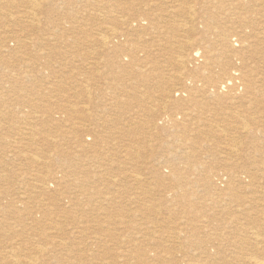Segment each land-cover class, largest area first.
<instances>
[{
	"label": "bare ground",
	"instance_id": "6f19581e",
	"mask_svg": "<svg viewBox=\"0 0 264 264\" xmlns=\"http://www.w3.org/2000/svg\"><path fill=\"white\" fill-rule=\"evenodd\" d=\"M52 1L54 2L55 0H52ZM106 1H107L106 3L98 4V0H78V3H79L78 5H77V1H75V0L72 1V4L75 7V9H70L71 11H70V13H68V16L72 17L75 20L76 25L78 26L76 29H78L80 31V33L82 34V35H80L81 37L79 40L68 43L66 40V36H65L66 32H67L66 28L65 29L61 28L60 30L59 29L55 30L56 28H59V27L57 25H54L53 26L54 31L52 30L51 33L47 32V34L42 39L41 38H32V37H29V38L24 37L27 40L22 42V44L24 47L42 46L44 44L46 46H51L52 43L58 42V40L63 39L64 40V43H63L64 46L73 47L75 49H77V47L87 48V47L93 46V45L96 46L97 48L98 47L110 48L112 50V52H111L112 57H114V59H116V61H111L110 63H109V61H106V67L108 66V72H109L110 76L113 77V76H117L118 74L120 75V73L122 74V72L126 71L125 69H127L128 75H130L132 79L136 80L137 83L139 81V83L142 84L141 86L144 89H142V88H140V89L143 91H147L145 89L149 88V87H146L147 86L146 80L148 77H150L151 73L154 74L153 75L154 79H156L157 77L158 78L161 77V79L162 78L164 79V81H163V80H160V78H159L160 81H163V83L161 82L164 85L162 87H161L160 83H158L159 80H158V82L155 80L156 82L154 83L155 85L157 84L156 85L157 88L160 89V87H161L158 95H160L162 100H163V103H162V101L159 103V104H161V103L163 104V106L161 105L163 107V108H161L162 111L161 110L158 111L159 106H157V110L151 109L154 113L157 114V118H158V115L160 114L159 115L160 118L158 119V123H159V125H161L160 126L161 130H163V133L165 134L166 137H170V139L169 138H165V139L162 138L161 144H159V147L161 149V154L159 155V157H161L165 161V163H163L164 167H159V170H161V172H162V173H160V172L159 173H160V176H162L163 173L168 174L167 177H169V180H170L169 181L170 183L168 182V183H166V185H162V186H164L163 189H164L165 193L161 194V196L159 197V200H162L166 203V206L164 209H165V212H169V215H172L175 217H181L185 221H186V219H189V222L184 227H179V226H177L175 224H171V223H166V224L162 225L161 222H158L151 227H149V226L142 227V224L139 226L123 227L122 230L131 235V236L128 235L127 237L124 236V240H123V239H120V237H117L118 236L117 234L119 232L116 234L117 235L116 237L112 236V235L111 236L104 235V236H101L100 238H98L97 235H94V233H93L94 231L92 232L93 235L89 234L88 226L87 227L81 226L82 229L77 230L78 234L76 236H71L72 233H71V235H68L67 233L64 232V230L60 229V231H59V229H58L59 227L58 228L55 227L56 224H54V222H52L53 220L50 219L51 218L50 217L48 219V221H51V223H49V225H50L52 231L55 230L56 231L55 233H57L58 235L56 234L57 235L56 237L55 236L51 237L49 234H48L49 236L44 234L45 227L49 226L48 222L44 223V220L46 219L44 216L46 214H44V216H41V215H36L35 212L39 211L41 209V208L40 209L37 208V207H40L37 204L40 202H43L42 196L46 197V195H47L46 192L48 191V187L55 185V184H52V185L46 184V182H49V180L52 179V176H54L55 173H53V171L49 172V173L44 172V173H42V175L43 174L44 175L41 176L40 175L41 171L39 172V169L41 170V169L48 168L47 165L45 164L47 162H48L47 164H50V166L53 167V164H51L53 160H51V159H52V156L54 153H52L50 156L48 155V153H49L48 150H50V142H48L49 145L46 143H44L42 146L40 145L41 147L35 145V144H37V142L31 144V142H34L33 138L35 136H37L38 134H41L42 136H44L42 134V131H39V130H43V129H40V127H39V130H38V128H36L37 123L38 122H44L48 125H54V127H56L55 129H57V127L59 128V126L62 123L68 122V125H70V129L72 131L70 130V132H68V130H67V132L68 133H73V132L79 133L82 131L81 128L83 126L81 124H83V123H73L70 121V119L76 118L80 121H86L85 119L87 116L81 115L82 117H80L79 113L77 114V112L80 109H78L76 111L75 106H73L72 108L67 107L66 105L57 106L55 108L57 110H55V112H51V111H49L50 108L48 107V106H50L49 101L43 100V99H40L38 101H33V103H31L30 101L23 103V101H20L18 98V99H16L15 103L11 104L8 100L9 97H8V95H6V92L8 91V93H11V92H18V91H26L27 90L28 86L25 84V82L27 84H30L26 80L28 78H33V77L29 76V73L31 70H34V68H35L34 67L35 65L33 63H30V64L24 66L23 68L19 69L20 73L18 75H20V77L8 75L7 74L8 72H6V73H2L3 77L5 76L6 80L3 81L0 79V157L2 158V156H5V153L8 152L9 148H12L16 145L19 146V144H16L14 141H12V140L8 141V140L13 139V136L17 135L16 133H18L19 130L17 131L15 129L16 125L18 123H19V125H20V123H22V124L24 123V127L25 128L27 127V129H28V133L26 131V132H23L22 135H24L26 137V139L29 141L28 142L26 140L27 143L24 141L26 144H24V146H23V149L27 150L26 151L27 153L25 152L28 155L27 156L28 158L26 160H29L28 163H26L27 161L24 162V163H26L25 166H28L27 167L28 169L24 167V169H25L24 172L29 171L31 173V174H29L30 176L28 177V178H30L31 181H29V180L22 181L23 180L22 179L21 182L17 181L16 183H17V187L23 188L22 191H24V189H25L27 192H30V193L33 192L35 196L38 194L42 195V196H38V198L41 201L35 203L36 205L34 204L35 205L34 207H32L31 209H30V207H29V209L26 208L25 211H26V215L28 216V221H29V223L27 225L24 226L20 222H18L17 225L16 224L14 225L13 223H12V225H7V226L5 225V227H7L9 229L8 231L12 232L11 234H13V236L11 237V235H10V237H9V236H5V235L0 234V264H264V185L261 187H256L258 184L257 183L256 186L254 185L255 186L254 187L252 184V181L250 180L254 176L251 177L247 173H244V175L240 174L241 176H238L237 174H235V175L234 174H228V175L224 174L225 176L223 175V177H217L215 179H212L211 182H210V180L207 183L205 182L209 186V189H210L209 194L212 195V196L208 197L210 200V203L206 204L207 200L204 198L205 195H204L203 199L202 198L198 199V197H197V195L199 194L197 191L198 188L194 189V187H193L194 182L191 183L190 180H188L186 182L185 187L181 186L179 184V182H178V179H179L178 178V176H179L178 171H179V166H180L179 164L180 163H177V164L173 163V161L179 162L180 159L184 160V161L185 160L196 161V160L203 158V157L209 158L212 155L215 156L216 154H218L215 152H211V150H207V149H206L207 151L206 150L204 151L203 148H205L204 147L205 145L202 144L200 142V140H198L195 137L202 136V134L207 135V137L208 136L212 137L213 133H214L213 132L214 129L212 130L210 128H212V123L214 124V120H217L216 118L219 115L218 111L219 110L221 111L222 109L227 108L226 106L230 105V102H232L235 99H239L240 103L245 102L241 106V107H243V109H242L243 113H247L249 110H254V112L260 113V115L256 116V117H254L251 114H248V116L246 115V118L244 119L243 115L239 111H236L234 109L233 113L229 112L227 116L230 115V117L232 119L238 120L239 126L242 127L241 129L245 130L247 134H251L250 136H253L252 140L255 143L254 151L257 152L262 158H264V141H263L264 140V118L262 117V115L264 114V110L260 112V109L261 110L264 109V0H170V3H165V1L167 2V0H159L158 1L159 3L156 5L151 4V3H153V0H146V1H152V2L151 3L147 2L146 4H144V7L142 9H140L141 7L138 8V6L140 4L139 1L137 2V3H139L138 6L135 3V1H137V0H106ZM42 4H43L42 0H17L16 4H9L8 7L9 8H12V7H14V8H20L21 7L22 8L23 7L24 8L23 12L21 14L16 12L15 17H14L15 12L13 13V15L11 13H8V14L6 13V14L8 17H10V16L14 17L11 19V22H13V24L15 26H18L20 24H26V27L28 29L32 30V29H35V24L38 23L37 17L39 16V12L41 10L40 7ZM46 4H48V2ZM60 7H62V6H60ZM135 8H138L140 10L136 14H134L135 12H133ZM195 9H197L196 12L194 11ZM44 14H45V11H44ZM4 17L6 18V15H4ZM118 17H121V19L123 17L125 19L124 20L122 19V21H121V19L120 18L118 19ZM98 20L99 21L107 20L108 23H107V25L105 24L106 26L105 25L102 26L101 23H99L100 24L99 26L101 27V30L104 31V29H105V30H108L109 32L107 31L108 32L107 34L103 33L102 36L99 35V38H96L98 36H95L94 34H96V33L99 34V32H95V30H94L95 33L93 32L94 34H92V31L90 30L91 31L90 35H89V33H86L89 30V28H88V30H86L87 29L86 28V26H87L86 22L90 21L91 23H93V22L98 23ZM194 21H196L195 24H193ZM186 23H188V25L190 24L189 27H186ZM57 24H59V23H57ZM97 27H96V29H97ZM28 32H32V31H28ZM104 32H106V31H104ZM92 35H94V36H92ZM76 36H78V34ZM88 36H92V37H88ZM71 41H72V39H71ZM4 42H5V39L0 37V44H4ZM123 48H129V49H133L135 51H132L129 54H124L123 53L124 51L120 50V49L123 50ZM152 49H156L154 51H156V53L160 56V59L162 56V58H163L162 61H164V59H166L165 61H168V62H166L168 64V66H166V67H174V69L177 70V73L173 70V72H175L176 75L173 72L168 73V71L171 72V70H172L170 68H168V70H166L167 68H165V71L161 72V69H158L160 67H155L151 71H148V72L146 71V73H144L143 71H140V68L134 69L135 68L134 66L136 65V63L143 61V59L142 60L138 59V56H137L138 53L139 54L141 53L140 55H142V57L145 60H148L147 58L150 56ZM175 49H178L177 51L180 52V53L178 52V55L176 57H175V54H170L171 50H173L172 52L174 53ZM106 51H108V50H106ZM1 52H3L2 53L3 55L1 54ZM7 53H8V51L5 49L0 50V55H1L0 60L2 63H6ZM153 54H155V53H153ZM169 54L174 55V57L170 56L167 58V56H169ZM8 56H9V54H8ZM122 57L128 58V64L127 65L125 63H124L125 65L122 64V61L120 60V59H122ZM156 57H157V55H156ZM37 59H39V57H37ZM34 63H36V62H34ZM159 63H161V62H159ZM44 65H45V63L42 64V66H44ZM151 65H152V63H151ZM151 65H150V67H151ZM136 67H137V65H136ZM36 68H37V66H36ZM145 68H146V66H145ZM158 70H160V71H158ZM2 71H5V70H2ZM153 71L154 72L157 71V73H154ZM162 73H164V75H161ZM62 75H63V73H62ZM158 75H161V76H158ZM261 76L263 77V81L260 80ZM81 78H83V77H81ZM121 78H122V76H121ZM118 80H120V78ZM105 81H106V79H105ZM149 82H151V80H149ZM33 83H34V81H33ZM154 84H151V85L153 86ZM158 84L160 85L159 87H158ZM128 85H130V84H128ZM135 85H136V83H135ZM131 86H133V85H131ZM137 88H139V86ZM156 89H154V90H156ZM122 90H124V89H122ZM125 90H129V89H125ZM133 90H130V91L133 92ZM115 91H117L116 88H115ZM127 93L128 92H126L125 94H127ZM12 94H14V93H12ZM38 94H40V93H38ZM143 94H145V93H143ZM158 95L156 97H158ZM196 95H198L201 98V100H196V98H195ZM27 96L28 95H26L25 98ZM34 96H35V94H34ZM80 96L82 98H84V97L89 98L88 97L89 95L88 96L79 95L78 98H80ZM12 97H13V95H12ZM127 97H129V96H127ZM130 97L132 98L133 96L130 95ZM142 97H143V95H142ZM61 98H62V96H61ZM68 98H69V96H68ZM124 98H126V97H124ZM136 98H132V99H136ZM145 98H147V97H145ZM115 99H113V100H115ZM48 100H50V98ZM67 100H69V99H67ZM86 100H87V103L90 102V99H83V100H81L82 103L81 102L80 103L83 105V107L88 108V104L83 103V101L86 102ZM142 100H144V99H142ZM158 100L160 101V99H158ZM98 101H100V100H98ZM149 102H150V100H149ZM158 102H154V103L157 104ZM118 103H119V101H118ZM18 104H21L23 109L27 108L29 113L42 110L41 107H42V104H44L45 106L48 107V109L46 108V110H47L46 114L47 115L45 116V114H44V116L42 118L39 117L40 121H38L37 123L31 122L33 119H31V121H29L31 123H27V120L29 118L27 115L22 114V115L18 116L19 113H16L17 111L14 112V108ZM146 104H149V103H146ZM117 105L118 104L117 103L115 104V102L112 105L109 104L108 105L109 107L107 110H109V112L110 111L115 112L114 108ZM152 105H151V107H152ZM122 107H125V106H122ZM121 109L122 108H120V110ZM137 109H138V106H137ZM43 110H44V108H43ZM129 110H130V108H129ZM145 110H141V111L145 112ZM151 110H149V111H151ZM229 110H230V108L227 109V111H229ZM20 111H18V112H20ZM80 112H82V111H80ZM86 112H87V110H86ZM111 112H110V114H111ZM127 112H126V114H127ZM63 113H67V115H68V116L66 115L67 118H66V116H64L65 118H63L61 116V114H63ZM130 113H132V112H130ZM204 113L209 115L208 117L211 119H208V118L202 119L201 116H203ZM220 113L224 114L225 112L221 111ZM34 114L36 115V113H33V115ZM70 114H72L71 117H69ZM94 114H96V113H94ZM103 114H105V113H103ZM114 114H116V112ZM114 114H112V115H114ZM122 114H124V113H122ZM41 115H43V114H41ZM55 115L57 116V118L59 120H62V118H63V121L60 122V121L56 120L55 119L56 117H54ZM139 115H140V113H139ZM147 115H149V114H147ZM100 116H101V114H100ZM105 116H106V114H105ZM154 116H152V117H154ZM108 117H109V115H108ZM115 117H117V114ZM124 117H125V114H124ZM127 117H125V118H127ZM138 117L139 116H137V118ZM13 118L16 119V122H13L12 125L10 123V125H9L8 123L12 122ZM258 118H260V119H258ZM261 118L263 120H261ZM98 119H100V118H97L95 120L98 121ZM105 119H107V118H105ZM147 119H149V118L147 117L146 120ZM116 120L118 121V119H116ZM142 120L144 121L145 119L142 118ZM100 121H102V120L100 119ZM110 121L113 122V120H110ZM121 121H122V118L118 123L116 121L115 122L117 124H119ZM129 121L130 120H128V122ZM151 121L152 120H150V122ZM223 121H224V119H223ZM230 121H232V120H230ZM248 121L250 124H252L254 126L253 128H249V125L247 124ZM92 122H93V120H92ZM135 122H137V120L134 121L133 123L135 124ZM138 122H140V121H138ZM126 123H127V121H126ZM231 123H233V122H231ZM46 124H44V125H46ZM85 124H86V122H85ZM140 124H141V122H140ZM99 125H100V122H99ZM102 125H104V127L106 129H108L109 123L104 121V123ZM112 125H114V124L112 123ZM124 125H127V124H124ZM138 125H139V123H138ZM231 125H234V123ZM231 125H227V126H231ZM121 126L122 125H119V127H121ZM151 126H153V128H154L155 125L153 124ZM151 126H150V128H151ZM218 126H220V125H218ZM66 127H68V126H66ZM113 127L112 128L109 127V128L113 129ZM116 127L117 126H115L114 128H116ZM140 127H142V125ZM148 127H149V125H148ZM236 127H237V125L235 126V128ZM8 128L10 129V131ZM47 128H46V130H47ZM139 128L134 127V126L132 128V126H131L130 128H128L127 130H125L123 132L126 133L127 136L130 135V136L134 137L135 136L134 130H138ZM224 128L225 127H223V129ZM233 128H231V129H233ZM120 129H118V130H120ZM50 130H51V128H50ZM22 131H23V129H22ZM43 131H45V130H43ZM101 131H102V128H101ZM104 131L107 132L106 130H104ZM226 131H228V130H226ZM235 131L237 132V130H235ZM120 132L117 133L116 131H114V133H111V134L108 133V135L117 137V136H120ZM236 132H235V135L237 134ZM49 133L50 132L48 131V134ZM124 133H122V134H124ZM256 133L261 134L262 139H258L256 136ZM46 134H47V131H46ZM73 134H72V136H73ZM122 134H121V136H122ZM214 134L218 135V133H216V132ZM220 134H222V133H220ZM231 134H233V133H231ZM99 135H100V133H99ZM224 135H222L223 136L222 139L224 138ZM124 136H125V134H124ZM236 136H238V135H236ZM20 137H21V133H20ZM25 137H23L22 139H25ZM47 137H49V136H47ZM233 137L235 138L234 135H233ZM242 137H243V135H242ZM19 138H17V139L19 140ZM38 138H39V136H38ZM45 138H41V139H43L44 142H47V140H45ZM122 138H123V136H122ZM200 138H202V137H200ZM41 139H37V141L39 140V142H41ZM108 139L111 140V137L109 136L107 138V140L105 138V141L107 142ZM118 139L120 140V137ZM203 139H204V137H203ZM210 139H212V138H210ZM67 140H69V139H67ZM100 140H101V138H100ZM113 140H114V138H113ZM113 140H112V142H113ZM115 140L118 141L117 138H115ZM204 140H206V138ZM207 140H206V142H207ZM21 141H23V140H21ZM116 141L114 143L115 145H116ZM213 141H215V139H213ZM222 141H224V140H222ZM235 141H237V139ZM238 141H240V140H238ZM112 142H110V143L112 144ZM106 144H108V143H106ZM234 144L235 143L233 142V140L230 139L228 141V145L225 144L226 147L225 146L224 147H225V149L227 148V149L231 150L232 148H230V147H232ZM45 145L47 147H45ZM76 145L79 147L80 151H83V153H85L84 151H88V149L91 148L90 145L87 143H84V141L78 140V143ZM108 145H110V144H108ZM115 145H113V146H115ZM125 145L126 144H124V146ZM127 145L128 146L123 147V148H125L124 150H123V148H121L123 153H124L122 155L123 156L122 158H124L125 160L128 159V161H129V157H131L130 155L134 156L136 148L138 149V146L139 145L142 146V144L140 143L136 148H134L135 146L130 148L129 147L130 144H127ZM43 146L46 149H42ZM54 146H56V145H54ZM113 146H112V149H113ZM218 146H220V145H218ZM247 146H248V144H247ZM116 147L117 146H115V148ZM16 148L20 149L19 147H15L13 149H16ZM51 148H53V147H51ZM68 148H70V146ZM250 148L251 147H249V149ZM109 149H111V148H109ZM117 149H118V147H117ZM105 150H107V148H105ZM138 150L140 151L141 149H138ZM109 151L112 152V150H109ZM219 151H221V150H219ZM247 151H245V152H247ZM19 152L21 153V150L17 151L16 153L18 154ZM76 152H78V151H76ZM113 152H114V150H113ZM16 153L15 154L12 153V154L17 156ZM114 153H112V154L115 156ZM157 153H158V151H157ZM225 153H226V151H225ZM64 154H65V150L56 152V158H55L56 160H60L61 157L65 156V158H64L65 161L63 163L65 165V167L63 169L62 168L58 169V173L63 172L62 175L65 177V176H68V172H69V175H70L69 177L72 176V178L73 177L78 178L77 179L78 182L76 183V187L73 186L74 187L73 190L78 189L76 192L77 195H81V196L86 195L85 198L89 199V200L92 197V195H89V194L96 192L95 191L96 188H94L93 185H92L93 188L89 186L90 183H93L92 179L93 180H100V178H101L103 180V178H105L104 176L107 175L108 173L115 172L114 174H116V171H113V170L116 169L117 171H119V169H121L119 167L120 165L118 164V162H117L118 165L115 164L114 167H112L111 165L113 164V162L111 161L112 164L109 163L110 165L109 164L108 165H99L101 167V169L100 168L99 169L103 173L96 171V172H94L93 176L89 177V171L90 170L89 171L86 170V171H88V173L86 172L84 175L85 169L82 168V166H86V164L82 165L83 164L82 162H79V163H74L73 161L70 162L69 160H67L68 158H66V156L68 157V155H66L67 152L65 155ZM86 154H89V153H86ZM112 154H111V156H112ZM116 154H117V152H116ZM118 154L120 155L119 152H118ZM136 154H137V150H136ZM136 154H135V156H136ZM140 154L138 153V155H140ZM226 154H228V153H226ZM229 154H230V151H229ZM236 154H237V152H236ZM97 155H99V154H97ZM106 155H109V154H106ZM230 155H232V154H230ZM250 155H252V154H250ZM12 156H11V158H12ZM219 156H220V154H219ZM45 157L50 158L49 159L50 161L45 162L47 160V159H45ZM139 157H141V156H139ZM244 157H245V155H244ZM11 158H9V160ZM72 158H73V156H72ZM100 158H101V156H100ZM230 158L231 157H229V159ZM119 159H121V158H119ZM70 160H72V159H70ZM95 160L96 159H94V161ZM132 160H134V159H132ZM0 161H2V160H0ZM79 161H81V159ZM87 161H88V159H87ZM128 161H126V162H128ZM7 162H8V160H7ZM10 162H13V160ZM101 162H103V161L101 160ZM225 162H226V160H225ZM14 163H16V162H14ZM72 163L74 165L78 164L80 166L81 170L79 172H77L74 169L76 166L72 167ZM104 163L107 164L108 162L107 163L103 162V164ZM20 164L21 163H19V165ZM133 164H135V163L133 162ZM249 164H251V163H249ZM262 164H263V162H262ZM262 164H261V166H262ZM2 165H4V163H2ZM30 165H33V166L30 167ZM93 165L94 166L97 165V166L94 167V170H92V171H95V168L97 170L98 169L97 162H96V164L93 163ZM121 165L123 166L124 163H122ZM126 165L128 166L129 164H125L124 167H127ZM230 165H228V166H230ZM214 166H216V165L214 164ZM8 167H9V165H8ZM15 167H13L12 169L14 170ZM32 167H34V168H32ZM118 167H119V169H117ZM244 167H245V165H244ZM130 168H128V169H130ZM135 168H137V167H135ZM154 168H156V167H154ZM192 168H193V166H189V171H191ZM66 169H67V171H65ZM87 169H89V168H87ZM128 169H126V170H128ZM250 169L252 171V168H250ZM2 170L4 171V169H2ZM6 171H7V169H6ZM42 171H45V170H42ZM47 171L48 170L46 169V172ZM55 171H57V170H55ZM129 171H131V170H129ZM262 171L263 170H261V172ZM7 172H9V171H7ZM124 172H126V171H124ZM154 172H156V170H154ZM253 172H255V171H253ZM48 175H50L51 178H49ZM98 175L101 176L99 179H98ZM17 177H18V175H17ZM17 177H15V178H17ZM31 177L33 178V181H32ZM112 177H113V175H112ZM4 178L0 174V183H2V182L7 183L8 182L7 180H10V179H8L7 176L6 177L4 176ZM61 178H62V176H61ZM124 178L125 177H123V179ZM153 178H155V177H153ZM68 179H70V178H68ZM110 179H112V178L110 177ZM106 180H108V179H106ZM255 180H257V179H255ZM52 181H54V179ZM57 181H58V179H57ZM259 181H260V179H259ZM118 182L119 181H117V183ZM198 182H199V180H198ZM253 182H255V181L253 180ZM6 183H4V184L6 185ZM124 183H126V181ZM7 184H12V182L11 183L9 182ZM60 184H61V182H60ZM135 184H136V182H135ZM120 185L118 184V186H120ZM137 185H140V184L137 183ZM137 185L133 187V183H132L133 189L136 188ZM94 186H96V185H94ZM139 187H141V186H139ZM19 188H17V189H19ZM53 188H54V192H56L57 194H56V196L54 195L55 198H53L52 196H49L50 198H53L50 200H49V197H46V198H48L46 206L51 205L52 207L54 206V209H55V206L60 205L59 201L66 203L68 206V203L70 204V202L67 203L65 201V199H66L65 194H66V190L68 188L67 187H59V186H56ZM116 188H118V187L116 186ZM146 188H147V186L145 187V189L144 188L143 189L147 191ZM110 189H111V187H110ZM151 189H153V188H151ZM202 189H203V187H202ZM114 190H116V189L114 188ZM180 190L182 191L183 194L188 193V195H189L188 199L187 198L185 199L182 195L177 194L180 192ZM3 191H4V189H3ZM138 191H142V188H141V190H138ZM17 192H18V190H17ZM17 192H15V193H17ZM27 192H26V195H28ZM36 192H38V193L36 194ZM76 193H75V195H76ZM82 193L84 195H82ZM24 194H25V192H24ZM200 194H201V192H200ZM11 195H13V194H11ZM17 195L18 194H16V196ZM19 195H21V194H19ZM30 195H28V198L29 197L31 198ZM148 195H149V193H148ZM35 196L33 199H35ZM1 197H2V195H1ZM10 198H12V197H10ZM38 198H36L35 200L37 201ZM78 198H79V196H76L73 199H78ZM26 200H27V197H26ZM137 200H139V198H137ZM199 200H201V201H199ZM82 201L83 200H81L79 203H81ZM63 203H61V204H63ZM136 203H134V204H136ZM138 203L140 204V201ZM138 203H137V205H139ZM25 204H26V202H25ZM84 204L85 203L83 201V205ZM90 204L92 205L93 203H90ZM182 204H184V205L182 206ZM27 205L30 206L32 204H26V206ZM70 205H72V204H70ZM118 205H120V204L118 203ZM154 205H155L154 203H148L147 207H144V208L148 211H151V210H153V208H157ZM11 207H12L11 202H9V204H7V205H4L2 202V198H0V214H2L3 211H5V209H7V211H8ZM64 207H66V205ZM207 208L213 210L215 212L214 216L218 215L219 219L216 220L215 217L212 216L213 217L212 218L211 216L206 215L205 209H207ZM41 211L45 212V210H42V209H41ZM70 212H71V210H70ZM6 217H7V215H6ZM38 218H40V219H38ZM198 218H201L202 225H197V223L192 222L194 220H197ZM61 220H59V221H61ZM79 225H80V223H79ZM36 226H42V227H40L41 228L40 229ZM74 226H76V225H74ZM74 226H72V227L75 229L76 227H74ZM18 227H21V229L16 232L15 229ZM63 228H65V227L63 226ZM37 230H41V231L38 233ZM47 230H50V229H47ZM73 231H75V230H73ZM215 231L220 232V238H222L224 240L223 242H220V243L214 242L216 240L214 238L216 235ZM115 232H116V230H115ZM53 235H55V234H53ZM180 236H182L181 239H180ZM128 237H131V238L126 239ZM165 243L171 244V247L162 246ZM144 245H149V247L144 246ZM184 245L186 247H190L191 251L184 252L185 251V250L183 251ZM190 245H194V246H192L194 248H192ZM163 248H166L168 250L164 252L162 250ZM226 249L229 250L230 252L225 253ZM179 251H182V252H180V253H182V254H180L181 255L179 258L180 260H178V259L174 260L175 256L169 257V255H174L171 253H175V252L179 253Z\"/></svg>",
	"mask_w": 264,
	"mask_h": 264
},
{
	"label": "rangeland",
	"instance_id": "374dc122",
	"mask_svg": "<svg viewBox=\"0 0 264 264\" xmlns=\"http://www.w3.org/2000/svg\"><path fill=\"white\" fill-rule=\"evenodd\" d=\"M43 1V4L41 5V10L39 12V16L37 17L38 19V23L35 24V29H28L26 27V24H20L18 26H15L13 24V22H11V19L15 17V14L16 12L18 13H22L23 12V7L21 8H9L8 5L9 4H16L17 0H0V37L5 39V42L4 44H0V50H7L8 53H7V57H6V63H2L1 60H0V79L5 81L6 78L5 76L3 77V74L2 73H6L8 72L7 74L8 75H11V76H16V77H20V75H18L20 72H19V69L23 68L24 66L30 64V63H33L35 66L34 70H31L30 73H29V76L33 77V78H28L26 81L29 82L30 84H27L25 82V84L28 86L27 90L26 91H18V92H11V93H8V91L6 92V95H8L9 97V102L11 104L15 103L16 102V99L19 98L20 101H23L24 102H28L30 101L31 103H33V101H38L40 99H43V100H47L49 101V105L48 106L50 108L49 111L51 112H55V109L57 106H62V105H66L67 107H70L72 108L73 106H75L76 108V111L78 109H80L77 114L79 113V116L82 117L84 115H86V121H80L76 118L74 119H70L71 122L73 123H83L81 124L83 127L81 128L82 131L79 132V133H76V132H73V133H68L70 132V125H68V122L66 123H62L59 128L57 127V129H55L56 127H54V125H48L44 122H38L40 121L39 119L42 118L45 114V116L47 115V110L46 108L48 109L47 106H45L44 104H42V107L40 111H35V112H32V113H29L28 109L27 108H22L21 104H18L15 108H14V112L16 113H19L18 116L22 115V114H25L27 115L29 118L27 120V123H31V122H35L37 123V127L38 130H39V127L40 129H43V130H39V131H42V134L44 136H42L41 134H38L37 136H35L33 138V141L34 142H31L32 143H36L35 144L36 146H39L41 147L44 143L48 144V142H50V150L48 155L50 156L52 153L53 156H52V163L53 164V167L50 166V164H47L48 162L47 161H50L49 159L50 158H47L45 157V159H47L45 162L47 167L48 168H45V169H39V172H40V175H42V173H49V172H52L55 173L54 176H52V179L49 180V182H46V184L48 185H52V184H55L53 186H50L48 187V191L46 192L47 195L46 197H49V196H52L53 198L54 195L56 196V192H54V188L53 187H56V186H59V187H67L68 189L66 190V199L65 201L68 203L70 202V205L68 203V206L66 203H63L62 201H59L60 202V205H57L55 206V209H54V206L52 207L51 205H47V199L45 196H42V195H34L33 192H27L25 189L24 191L23 188H19L17 187V181L21 182L22 181H25V180H30V178H28L31 174L29 171H25L24 172V167L27 168L28 166H25L26 163H28L29 160H26L28 157V155L26 154L27 150L23 149V146L24 144L27 143V139L24 135H22L23 132H26L28 133V129L27 127L25 128L24 127V123H19L16 125L15 129L18 131V133H16L17 135H14L13 136V139H10L8 141H14L16 144H19L12 147V148H9L8 152L5 153V156H2V158L0 157V174L3 176L8 177V179L10 180H7L8 182L7 183H11L12 184H7L6 182H2L0 183V198H2V202L4 205H7L9 204V202L12 203V207L7 211V209H5V211H3V215L0 214V234L2 235H5V236H9L11 235V237L13 236V234H11L12 232H9L8 228L5 227V225H12V223L15 225H17L18 222H20L22 225H27L29 223L28 221V216L26 215V208L30 209L32 207H34L37 203V202H40L41 200L38 198V196H42L43 197V202H40L38 203L37 205H39L40 207H37L38 209H42V210H45L44 211H41V209L39 211H36L35 214L36 215H41V216H44V214H46L44 217L46 218L44 220V223L45 222H48V225L49 223H51V221H48V219H52L54 222L55 227L61 230H64L65 233H67L68 235H72L71 236H76L78 233H77V230L79 229H82L81 226H85L89 228L88 232L89 234H92V232L94 233V235H97L98 238H100L101 236H104V235H109V236H117V237H120V239H123L124 240V236L127 237L128 235L131 236L129 233L127 232H124L122 230L123 227H128V226H139L142 224V227H145V226H153L155 225L156 223L158 222H161L162 225L166 224V223H171V224H175L179 227H184L188 222H189V219H186V221L184 219H182L181 217H175V216H172V215H169V212H165V206H166V203L162 200H159V197L161 196V194H164V186L162 185H166V183H168L170 180H169V177L168 174L166 173H163L162 176H160V173L161 170H159V167H164L163 163H165L164 159H162L161 157H159V155L161 154V149L159 147V144H161V141H162V138L165 139V138H169L170 137H166L165 134L163 133V130H161V125H159L158 123V119L160 118V114L158 115V118H157V114L154 113L152 110H157V106H163V100L161 98L159 94V91L161 89L162 86H164L162 83L164 81V79L161 77L160 80H163V81H160L159 78L157 77L156 79H154V74L151 73L150 74V77L147 78L146 80V84L147 86L146 87H149L148 89L146 88L145 90L147 91H143L141 90L140 88L144 89L139 83H137L136 80L132 79L130 75H128V70L125 69L126 71L122 72V74L120 73V75L118 74L117 76H110L109 72H108V66L106 67V61H109V63L111 61H116V59H114V57H112V50L110 48H101V47H96V46H89L87 48H81V47H77V49L73 48V47H68V46H64V40L63 39H60L58 40V42H54L51 44V46H46L45 44L42 45V46H29V47H24L22 42L26 41L27 39L24 38V37H32V38H43L47 32L48 33H51L52 30L54 31L53 29V26L54 25H57L59 28H56L55 30H60L61 28H66V40L68 43L70 42H74L76 40H79L80 39V35H82L80 33V31L78 29H76L78 26L76 25V22L75 20L68 16V13H70V9H75V7L73 6L72 4V1L74 0H55L54 2L51 0H42ZM77 1V5L79 4L78 3V0H75ZM140 2L137 3V2ZM159 0H153V3H151L152 1H146V0H137L135 1V3L139 4L138 8L142 9L144 7V4H146L147 2L153 4V5H156L158 4ZM48 2V4L46 3ZM100 2V3H99ZM107 1L106 0H98V4H103V3H106ZM155 2V3H154ZM63 3V4H62ZM165 3H170V0L167 2L165 1ZM3 5V6H2ZM47 5V6H46ZM62 6V7H60ZM70 7V8H69ZM4 8V9H3ZM44 8V9H43ZM138 8H135L133 12H135L134 14H136L137 12H139L140 10ZM136 10V11H135ZM4 11V12H3ZM44 11H45V14H44ZM195 12L197 11V9L194 10ZM3 12V13H2ZM15 12V13H14ZM56 12V13H55ZM91 12V11H90ZM132 12V13H133ZM2 13V14H1ZM8 13H11L13 15L14 13V17L10 16L8 17L7 14ZM4 15H6V18L4 17ZM122 15V14H121ZM3 17V18H2ZM124 17V16H123ZM122 19L124 20L125 18ZM10 18V19H9ZM67 18V19H66ZM121 19V17H118V19ZM4 21H3V20ZM121 19V21H122ZM6 22V23H5ZM79 22V21H78ZM196 21L193 22V24H195ZM59 23V24H57ZM87 26H86V30H89L86 32V33H89V35L91 34V31H92V34H94L95 32H99L94 34L95 36H98L96 38H99V35H103L104 34H107L109 31L108 30H105L106 32H104L103 30H101V27L99 26L101 23V25H107V20H101L99 21L98 20V23L97 22H93L91 23L90 21H87ZM103 23V24H102ZM6 24V25H5ZM15 26H13V25ZM98 24V25H97ZM75 25V26H74ZM105 25V26H106ZM190 25V24H189ZM188 23H186V27H189ZM62 26V27H61ZM64 26V27H63ZM98 26V27H97ZM8 29H6V28ZM97 27V29H96ZM5 28V29H4ZM41 29V30H40ZM2 30V31H1ZM6 30V31H5ZM91 30V31H90ZM95 30V32H94ZM100 30V31H99ZM28 31H32V32H28ZM108 31V32H107ZM5 32V33H4ZM94 32V33H93ZM102 32V33H101ZM78 34V36H76ZM88 35V34H87ZM92 35V36H94ZM68 36V37H67ZM92 36H88V37H92ZM76 37V38H75ZM95 38V37H94ZM101 38V37H100ZM72 39V41H71ZM56 44V45H55ZM16 45V46H15ZM100 49V50H99ZM108 50V51H106ZM121 51H124L123 53L124 54H129L131 53L132 51H135L133 49H129V48H123L120 49ZM156 49H152L151 50V54L150 56L147 58L148 60H145L142 55H140L138 53V59L139 60H142L143 61H140L138 63H136V65L134 66L135 68L134 69H137V68H140V71H143L144 73H146V71H151L153 68L155 67H160L158 69H161V72H164L165 71V68H167L166 70H168V68L172 69L171 72L168 71V73H172L173 70L177 73V70L174 69V67H166L168 66V64L166 62L168 61H165L166 59L163 60L162 56H161V59H160V56L156 53V51H154ZM178 49H175L174 50V53L172 52L173 50H171L170 54H175V57L178 55V52L177 51ZM3 52H1L2 54ZM155 53V54H153ZM180 53V52H179ZM9 54V56H8ZM167 56L170 57H174V55H170ZM3 55V54H2ZM159 58H157L156 57ZM1 56V55H0ZM37 57H39V59H37ZM142 57V58H141ZM41 58V59H40ZM171 59V58H170ZM46 60V61H45ZM49 60V61H48ZM122 61V64H128V58H124L122 57V59H120ZM161 60V61H160ZM52 61V62H51ZM156 61V62H155ZM161 63H159V62ZM36 62V63H34ZM51 62V63H50ZM163 62V63H162ZM45 63L44 66H42V64ZM152 63V65H151ZM124 64V65H125ZM157 66H156V65ZM139 65V66H138ZM148 65V66H147ZM151 65V67H150ZM37 66V68H36ZM141 66V67H140ZM146 66V68H145ZM82 68V69H81ZM84 68V69H83ZM151 68V69H150ZM5 70V71H2V70ZM89 69V70H88ZM61 70V71H60ZM59 71V72H58ZM160 71V70H158ZM18 72V73H17ZM154 72V71H153ZM173 72L175 75L176 73ZM63 73V75H62ZM104 73V74H103ZM154 73H157V71H155ZM39 74V75H38ZM54 74V75H53ZM127 74V75H126ZM105 75V76H104ZM161 75H164V73H162ZM161 75H158V76H161ZM172 75V74H171ZM54 76V77H53ZM120 76V77H119ZM122 76V78H121ZM125 76V77H124ZM157 76V75H156ZM83 77V78H81ZM124 77V78H123ZM35 78V79H34ZM120 78V80H118ZM153 78V79H152ZM41 79V80H40ZM106 79V81H105ZM125 79V80H124ZM132 79V80H131ZM47 80V81H46ZM118 80V81H117ZM149 80H151V82H149ZM160 83L161 87L160 89L157 88V84L155 85L154 83L156 81ZM260 80L263 81V77L261 76L260 77ZM34 81V83H33ZM83 81V82H82ZM117 81V82H116ZM121 81V82H120ZM129 81V82H128ZM77 82V83H76ZM80 82V83H79ZM82 82V83H81ZM134 82V83H133ZM148 82V83H147ZM162 82V83H161ZM116 83V84H115ZM119 83V84H118ZM136 83V85H135ZM130 84V85H128ZM140 84V85H139ZM151 84H154L153 86ZM123 85V86H122ZM133 85V86H131ZM158 84V87L160 86ZM120 86V87H119ZM128 86V87H127ZM136 86V87H135ZM139 86V88H137ZM36 87V88H35ZM157 89H156V88ZM34 88V89H33ZM115 88L117 91H115ZM137 88V89H136ZM58 89V90H57ZM124 89V90H122ZM125 89H129V90H125ZM134 89V90H133ZM156 89V90H154ZM130 90H133L130 91ZM138 90V91H137ZM151 90V91H150ZM6 91V90H5ZM26 92V93H25ZM119 92V93H118ZM121 92V93H120ZM126 92H128L127 94H125ZM135 92V93H134ZM158 92V93H157ZM14 93V94H12ZM24 93V94H23ZM40 93V94H38ZM116 93V94H115ZM140 93V94H139ZM145 93V94H143ZM157 93V94H156ZM35 94V96H34ZM45 94V95H44ZM138 94V95H137ZM13 95V97H12ZM28 95L26 98L25 96ZM44 95V96H43ZM79 95H85V96H88L89 98H82L80 96V98H78ZM131 96H133L132 98H136V99H132ZM143 95V97H142ZM145 95V96H144ZM148 95V96H147ZM152 95V96H151ZM155 95V96H154ZM158 95V97H156ZM15 96V97H14ZM17 96V97H16ZM62 96V98H61ZM69 96V98H68ZM97 96V97H96ZM105 98H104V97ZM120 96V97H119ZM129 96V97H127ZM47 97V98H46ZM53 97V98H52ZM126 97V98H124ZM147 97V98H145ZM156 97V98H155ZM50 98V100H48ZM52 98V99H51ZM59 98V99H58ZM111 98V99H110ZM116 98V99H115ZM128 98V99H127ZM130 98V99H129ZM139 98V99H138ZM150 98V99H149ZM160 99V101L158 99ZM196 100H201V98L196 95ZM25 99V100H24ZM29 99V100H28ZM69 99V100H67ZM80 99V100H79ZM83 99H90V102L87 103V100L86 102L83 101V103H86L88 104V108H85L83 107V105L81 104ZM106 101H105V100ZM115 99V100H113ZM144 99V100H142ZM154 99V100H153ZM93 100V101H92ZM100 100V101H98ZM133 100V101H132ZM147 100V101H146ZM150 100V102H149ZM157 100V101H156ZM97 101V102H96ZM108 101V102H107ZM119 101V103H118ZM125 101V102H124ZM132 101V102H131ZM144 101V102H143ZM158 102L157 104L154 103V102ZM162 101L161 104H159L160 102ZM60 102V103H59ZM64 102V103H63ZM81 102V103H80ZM96 102V103H95ZM115 102V104L117 103L118 105L114 108L116 114H117V117L116 114H114L115 112H109L108 109V105H112L113 103ZM129 102V103H128ZM66 103V104H65ZM142 105H141V104ZM146 103H149V104H146ZM155 106H153L152 104ZM233 103V104H232ZM245 103V102H242L240 103L239 102V99H235L233 100L232 102H230V105L226 106L227 108H224L222 109L221 111L222 112H225L224 114L220 113L221 111L219 110L218 111V116H217V120H214V124L212 123V128L210 129H214V133H218V135H215L213 133V136H208L207 135H203L202 136H197L195 138H197L198 140H200V142L202 144H204L205 148H203V150L205 151L206 149L207 150H211V152H215V153H218L216 154L215 156H211V157H203V158H200L196 161H188V160H181L178 162H174L173 163H180L179 165V171H178V182L181 186H186V182L188 180H190L191 183L194 182L193 184V187L194 189H197L198 191V199L199 198H202L204 197L205 195V199L207 200L206 201V204H209L210 203V200H209V196H212L211 194H209V186L206 184L209 180L210 182L212 181V179H215L217 177H223V175H228V174H237L238 176H241L240 174H243L244 173H247L248 175H250L251 178L250 180L252 181V184L253 186L257 184L256 187H261L263 186L264 184V158H262L257 152L254 151V141L252 140L253 139V136H250L251 134H247L245 130L241 129L242 127L239 126V122L238 120L236 119H232L228 115L229 112H232L234 111V109L236 111H239L242 115H243V118L245 119L246 118V115L248 116V114H251L253 115L254 117L256 116H259L260 113L258 112H254V110H249L247 113H243L242 109L243 107L242 104ZM139 104V105H138ZM248 104V103H247ZM94 105V106H93ZM130 107H129V106ZM138 106V109H137V106ZM154 108H152L151 107ZM235 105V106H234ZM55 106V107H54ZM92 106V107H91ZM97 106V107H96ZM122 106H125V107H122ZM135 106V107H134ZM148 106V107H147ZM158 107V111L162 109L163 107ZM18 107V108H17ZM106 107V108H105ZM133 107V108H132ZM141 109H140V108ZM44 108V110H43ZM117 108V109H116ZM119 108V109H118ZM120 108H122L120 110ZM130 108V110H129ZM144 108V109H143ZM148 108V109H147ZM230 108L229 111H227V109ZM82 109V110H81ZM126 109V110H125ZM135 109V110H134ZM146 109V110H145ZM152 109V110H151ZM21 110V111H20ZM87 110V112H86ZM106 110V111H105ZM120 112H119V111ZM141 110H145V112H142ZM151 110V111H149ZM264 109H260V112L263 111ZM20 111V112H18ZM82 111V112H80ZM123 111V112H122ZM127 114H126V112ZM28 112V113H27ZM44 112V113H43ZM125 114V118L124 117V114ZM132 112V113H130ZM151 114H150V113ZM33 113H36V115ZM81 113V114H80ZM83 113V114H82ZM89 113V114H88ZM96 113V114H94ZM105 113V114H103ZM140 113V115H139ZM149 115H147V114ZM33 116H32V115ZM38 114V115H37ZM40 114V115H39ZM43 114V115H41ZM101 114V116H100ZM114 114V115H112ZM121 114V115H120ZM143 114V115H142ZM214 114V113H213ZM67 113H63L61 114V116L63 118H65L64 116H66ZM72 114H70L69 117H71ZM82 115V116H81ZM109 115V117H108ZM131 115V116H130ZM151 115V116H150ZM155 115V116H154ZM68 116V115H67ZM66 116V118H67ZM93 116V117H92ZM114 118H113V117ZM130 116V117H129ZM137 116H139L137 118ZM143 116V117H142ZM145 116V117H144ZM149 119L146 120L147 117ZM154 116V117H152ZM194 116V115H193ZM192 116V117H193ZM201 116V115H200ZM209 115H207L206 113L203 114V116H201L202 119H211L208 117ZM35 117V118H34ZM40 117V118H39ZM54 117H56L55 119L58 120V121H63V118L62 120H59L57 118V116L55 115ZM141 117V118H140ZM206 117V118H205ZM214 117V116H213ZM262 117L264 118V114L262 115ZM97 118H100L102 121H100V119H98V121H96L95 119ZM107 118V119H105ZM109 118V119H108ZM118 119V121L116 119ZM122 118V121L117 124ZM131 118V119H130ZM145 119L144 121L142 120ZM152 118V119H151ZM220 118V119H219ZM31 119H33L31 121ZM124 119V120H123ZM224 119V121H223ZM232 121H230V120ZM260 119V118H258ZM13 121L12 122H9L8 124L11 125L13 124V122H16V119L13 118L12 119ZM93 120V122H92ZM95 120V121H94ZM108 122L109 123V126H108V129H106L104 127V125H102L104 123V121ZM110 120H113L110 121ZM117 122H115V121ZM127 123H126V121ZM128 120H130L128 122ZM135 124L133 123L134 121H136ZM149 120V121H148ZM150 120H152L150 122ZM219 120V121H218ZM227 120V121H226ZM261 120H263L261 118ZM31 121V122H29ZM125 121V122H124ZM140 121V122H138ZM148 121V122H147ZM237 123H236V122ZM86 122V124H85ZM99 122H100V125H99ZM111 122V123H110ZM123 122V123H122ZM225 122V123H224ZM229 122V123H228ZM234 125H231L233 123ZM247 122V121H246ZM112 123L114 125H112ZM137 123V124H136ZM139 123V125H138ZM143 123V124H142ZM220 123V124H219ZM231 123V124H230ZM39 124V125H38ZM46 124V125H44ZM124 124H127V125H124ZM129 124V125H128ZM133 124V125H132ZM155 125L154 128L153 126L151 125ZM222 124V125H221ZM249 125V128H253L254 126L252 124L247 123ZM22 125V126H21ZM42 125V126H41ZM51 128L48 127V126ZM94 125V126H93ZM98 125V126H97ZM119 125H122L121 127H119ZM142 125V127H140ZM146 127H145V126ZM149 125V127H148ZM220 125V126H218ZM227 125H231V126H227ZM237 125V127L235 128V126ZM47 130H46V128ZM68 126V127H66ZM115 126H117L116 128H114ZM124 126V127H123ZM126 126V127H125ZM133 126L134 127H137L139 128L138 130H134V133H135V136L132 137V136H127L126 133H124L123 131L127 130L128 128ZM151 126V128H150ZM42 127V128H41ZM66 127V128H65ZM113 127V129H110V128ZM217 127V128H216ZM223 127H225L223 129ZM234 127V128H233ZM239 127V128H238ZM99 128V129H98ZM101 128H102V131H101ZM121 128V129H120ZM124 128V129H123ZM150 128V129H149ZM228 128V129H227ZM233 128V129H231ZM9 129V128H8ZM21 129V130H20ZM23 129V131H22ZM25 129V130H24ZM110 129V130H109ZM120 129V130H118ZM123 129V130H122ZM216 129V130H215ZM241 131H240V130ZM68 130V132H67ZM104 130H106L107 132H105ZM153 130V131H152ZM228 130V131H226ZM234 130V131H233ZM237 130V132L235 131ZM10 131V129H9ZM15 131V130H14ZM46 131H47V134H48V131L50 132L48 135L46 134ZM72 131V130H71ZM113 131V132H112ZM114 131H116L117 133H119L120 131V136H111V135H108L111 134V133H114ZM137 131V132H136ZM231 131V132H230ZM239 131V132H238ZM245 131V132H244ZM235 132L237 133L236 136L235 135ZM20 133H21V137H20ZM100 133V135H99ZM104 133V134H103ZM124 133V134H122ZM137 133V134H136ZM149 133V134H148ZM222 133V134H220ZM225 135H224V134ZM228 133V134H227ZM233 133V134H231ZM244 133V134H243ZM73 134V136H72ZM123 138H122V136ZM220 134V135H219ZM230 134V135H229ZM240 134V135H239ZM19 135V136H18ZM46 135V136H45ZM55 135V136H54ZM80 135V136H79ZM222 135H224V138L222 139ZM229 135V136H228ZM233 135L235 136V138L233 137ZM243 135V137H242ZM28 136V135H27ZM39 136V138H38ZM49 136V137H47ZM52 136V137H51ZM111 137V140L108 139V141L106 142L105 141V138L107 140L108 137ZM152 136V137H151ZM256 136L258 139H262V136L261 134L259 133H256ZM20 137V138H19ZM23 137H25V139H22ZM46 137V138H45ZM51 137V138H50ZM120 137V140L118 139ZM202 137V138H200ZM206 138V140L203 139ZM215 137V138H214ZM217 137V138H216ZM220 137V138H219ZM237 141L240 140V141H235L233 138ZM238 137V138H237ZM241 137V138H240ZM260 137V138H259ZM19 138V140L17 139ZM28 138V137H27ZM41 138H45V140H47V142H44L43 139ZM49 138V139H48ZM101 138V140H100ZM115 138H117L118 141H116V145L114 144L115 141ZM122 138V139H121ZM154 138V139H153ZM156 138V139H155ZM200 138V139H199ZM212 138V139H210ZM37 139H41V142H39V140L37 141ZM69 139V140H67ZM71 139V140H70ZM213 139H215V141H213ZM233 140V142L235 143L232 147L231 150L229 149H225V144L228 145V141L229 140ZM245 139V140H244ZM23 140V141H21ZM27 140V141H26ZM50 140V141H49ZM78 140L79 141H84V143H87L90 145V149H88V151H84L85 153H83V151H80L79 150V147L76 145L78 143ZM99 140V141H98ZM113 140V142H112ZM152 140V141H151ZM196 140V139H195ZM203 140V141H202ZM219 140V141H218ZM224 140V141H222ZM243 142H242V141ZM26 143H25V142ZM54 143H53V142ZM67 141V142H66ZM121 141V142H120ZM125 141V142H124ZM134 141V142H133ZM212 141V142H211ZM217 141V142H216ZM221 141V142H220ZM264 141V140H263ZM19 142V143H18ZM29 142V141H28ZM59 142V143H58ZM112 142V144L110 143ZM137 142V143H136ZM204 142V143H203ZM209 142V143H208ZM110 145H108V144ZM119 143V144H118ZM121 143V144H120ZM142 144V146H140L139 144ZM220 143V144H219ZM246 143V144H245ZM254 143V144H253ZM52 144V145H51ZM75 144V145H74ZM94 144V145H93ZM124 144H126L125 146H128L127 144H130V148L135 146L134 148H136L138 145V149H141L140 151L136 148L137 150V154H136V150H135V154L134 156L133 155H130L131 157H129V161L128 159L125 160L124 158H122L123 156V151L121 148L125 147ZM133 144V145H132ZM137 144V145H136ZM217 144V145H216ZM248 144V146H247ZM21 145V146H20ZM34 145V144H33ZM34 145V146H35ZM41 145V146H40ZM56 145V146H54ZM68 145V146H67ZM108 145V146H107ZM115 145L118 147L115 148V146H113V149H112V146ZM155 145V146H154ZM158 145V146H157ZM220 145V146H218ZM236 145V146H235ZM70 146V148H68ZM95 146V147H94ZM225 146V147H224ZM235 146V147H234ZM15 147H19L20 149L16 148V149H13ZM45 147H47L45 145ZM53 147V148H51ZM120 147V148H119ZM249 147H251L249 149ZM105 148H107V150H105ZM111 148V149H109ZM229 148V147H228ZM24 151H23V150ZM42 149H46L44 148V146L42 147ZM103 149V150H102ZM112 150V152H110L109 150ZM125 148H123L124 150ZM185 149V148H184ZM235 149V150H234ZM238 149V150H237ZM21 150V153L19 152L18 154L16 153L17 151ZM52 150V151H51ZM65 150V154L67 152L66 155H68V157L66 156V158H68L67 160H69L70 162L73 161L74 163H79V162H82L84 164H86V166H82L83 169H85V172H84V175L85 173L89 171V177L93 176L94 175V172L98 171V172H102L100 169L101 167L99 165H108L109 163L113 164L111 165L112 167H114V165H120L119 167L121 169H119V167L117 169H119V171H117L116 169L113 170V171H116V174H114L115 172L113 173H108L107 175H105L103 178V180L100 178L101 176L98 175V179L100 178V180H93V183H90L89 186L96 188V192L95 193H91L89 195H92L91 199H86V195H84L82 193V195L84 196H81V195H77V190H73L74 187H76V183L78 182V178H72L69 177V172H68V176H63V172H59L58 173V169L60 168H64L65 165L63 164L64 163V158H65V154L63 155L64 157H61L60 160H56V152L57 151H64ZM67 150V151H66ZM70 150V151H69ZM116 151L114 153L113 152ZM206 150V151H207ZM219 150H223L222 152L219 151ZM248 150V151H247ZM12 151V152H11ZM55 151V152H54ZM78 151V152H76ZM105 151V152H104ZM142 151V152H141ZM158 151V153H157ZM228 153L226 154L225 153ZM228 151V152H227ZM229 151H230V155L229 154ZM247 151V152H245ZM26 152V153H25ZM80 152V153H79ZM118 152L120 153V155L118 154ZM235 152V153H234ZM237 152V154H236ZM17 154L16 155H13V154ZM24 153V154H23ZM75 153V154H74ZM86 153H89V154H86ZM92 153V154H91ZM99 155H97V154ZM114 153L115 156L112 154ZM138 153L140 155H138ZM223 153V154H222ZM225 153V154H224ZM248 153V154H247ZM21 154V155H20ZM85 154V155H84ZM106 154H109V155H106ZM112 154V156H111ZM220 154V156H219ZM245 157H244V155ZM252 154V155H250ZM13 155V156H12ZM23 155V156H22ZM25 155V156H24ZM78 155V156H77ZM88 155V156H87ZM222 155V156H221ZM238 155V156H237ZM240 155V156H239ZM12 156V158H11ZM73 156V158H72ZM101 156V158H100ZM107 156V157H106ZM109 156V157H108ZM119 156V157H118ZM138 156V157H137ZM141 156V157H139ZM224 156V157H223ZM227 156V157H226ZM23 159H22V158ZM25 157V158H24ZM89 157V158H88ZM100 159H99V158ZM106 157V158H105ZM116 157V158H115ZM229 157H231L229 159ZM244 157V158H243ZM248 157V158H247ZM259 157V158H258ZM9 158H11L9 160ZM76 158V159H75ZM108 158V159H107ZM121 158V159H119ZM240 158V159H239ZM15 159V160H14ZM25 159V160H24ZM72 159V160H70ZM81 159V161H79ZM90 162H88L87 161ZM93 159V160H92ZM94 159H96L95 161L97 162L98 164V169L96 170L95 168V171H92L94 170V164H96V162L94 161ZM105 159V160H104ZM119 159V160H118ZM134 159V160H132ZM197 159V158H196ZM223 159V160H222ZM226 162H225V160ZM8 160V162H7ZM13 162H10L12 161ZM20 162H19V161ZM23 160V161H22ZM42 160V159H41ZM91 160V161H90ZM101 160L103 162H108L107 164H103V162H101ZM131 160V161H130ZM152 160V161H151ZM203 160V161H202ZM218 160V161H217ZM239 160V161H238ZM251 160V161H250ZM27 161V162H26ZM102 163H100V162ZM112 161V162H111ZM115 161V162H114ZM128 161V162H126ZM135 164H133V162ZM228 161V162H227ZM237 161V162H236ZM7 162V163H6ZM16 162V163H14ZM21 163L19 165V163ZM23 162V163H22ZM26 162V163H24ZM40 162V161H39ZM59 162V163H58ZM118 162V164H117ZM132 162V163H131ZM152 162V163H151ZM263 162V164H262ZM2 163H4V165H2ZM124 163L125 164H129L127 167H124V165L122 166L121 164ZM195 163V164H194ZM251 163V164H249ZM255 163V164H254ZM34 164V163H33ZM91 164V165H90ZM109 164V165H110ZM150 164V165H149ZM214 164L216 166H214ZM231 164V165H230ZM253 164V165H252ZM262 164V166H261ZM9 165V167H8ZM19 165V166H18ZM24 165V166H23ZM78 164H73L72 163V167L76 166L74 169L79 172L81 170L80 166ZM161 165V166H160ZM182 165V166H181ZM223 165V166H222ZM226 165V166H225ZM230 165V166H228ZM241 165V166H240ZM245 165V167H244ZM4 166V167H3ZM16 166V167H15ZM33 166V165H30V167ZM50 166V167H49ZM189 166H193V168L191 169V171H189ZM195 166V167H194ZM222 166V167H221ZM236 166V167H235ZM251 166V167H250ZM256 168H255V167ZM2 167V168H1ZM15 167V172L12 168ZM92 167V168H91ZM132 169H131V168ZM137 167V168H135ZM156 167V168H154ZM211 167V168H210ZM228 169H227V168ZM262 167V168H261ZM18 168V169H17ZM23 168V169H22ZM34 168V167H32ZM89 168V169H87ZM100 168V169H99ZM130 168V169H128ZM196 168V169H195ZM210 168V169H209ZM237 168V169H236ZM241 168V169H240ZM252 168V171L251 169ZM4 169V171L2 170ZM9 171L7 172L6 171ZM28 169V168H27ZM46 169L48 170L46 172ZM125 169V170H124ZM128 169V170H126ZM149 169V170H148ZM223 169V170H222ZM256 169V170H255ZM22 170V171H21ZM33 170V169H32ZM42 170H45V171H42ZM50 170V171H49ZM57 170V171H55ZM88 170V171H86ZM131 170V171H129ZM154 170H156V172H154ZM197 170V171H196ZM201 170V171H200ZM215 170V171H214ZM242 170V171H241ZM261 170H263L261 172ZM3 171V172H2ZM6 171V172H5ZM67 171V169L65 170ZM126 171V172H124ZM255 171V172H253ZM15 172V173H14ZM24 172V173H23ZM28 172V173H27ZM118 172V173H117ZM123 172V173H122ZM160 172V173H159ZM204 172V173H203ZM214 172V173H213ZM242 172V173H241ZM11 173V174H10ZM103 173V172H102ZM136 175H135V174ZM152 173V174H151ZM21 174V175H20ZM25 174V175H24ZM28 174V175H27ZM34 174V173H33ZM99 174V173H98ZM159 174V175H158ZM260 174V175H259ZM16 175V176H15ZM18 175V177H17ZM83 175V174H82ZM113 175V177H112ZM128 175V176H127ZM138 175V176H137ZM212 175V176H211ZM224 175V176H225ZM22 176V177H21ZM56 176V177H55ZM62 176V178H61ZM122 176V177H121ZM132 176V177H131ZM192 176V177H191ZM216 176V177H215ZM262 176V177H261ZM17 177V178H15ZM26 177V178H25ZM49 178L50 175H48ZM110 177L112 179H110ZM123 177H125L123 179ZM155 177V178H153ZM158 177V178H157ZM28 178V179H27ZM32 178V177H31ZM64 178V179H63ZM70 178V179H68ZM128 178V179H127ZM160 178V179H159ZM185 178V179H184ZM207 178V179H206ZM5 179V178H4ZM54 179V181H52ZM58 179V181H57ZM108 179V180H106ZM137 179V180H136ZM151 179V180H150ZM155 179V180H154ZM182 179V180H181ZM257 179V180H255ZM260 179V181H259ZM106 180V181H105ZM135 180V181H134ZM154 180V181H153ZM199 180V182H198ZM253 180L255 182H253ZM32 181H33V178H32ZM69 181V182H68ZM91 181V180H90ZM117 181H119L117 183ZM126 181V183H124ZM158 181V182H157ZM165 181V182H164ZM61 182V184H60ZM107 182V183H106ZM111 182V183H110ZM116 182V183H115ZM129 182V183H128ZM131 182V183H130ZM136 182V184H135ZM142 182V183H141ZM144 182V183H143ZM173 182V181H172ZM206 182V183H205ZM6 183V185L4 184ZM123 183V184H122ZM132 183H133V187L137 185V183H139L140 185H137L136 188L133 189L132 187ZM170 183V182H169ZM196 183V184H195ZM15 186H14V185ZM118 184L120 186H118ZM147 184V185H146ZM2 185V186H1ZM96 185V186H94ZM118 188H116V186ZM125 185V186H124ZM127 185V186H126ZM152 187H151V186ZM161 185V186H160ZM197 185V186H196ZM259 185V186H258ZM4 186V187H3ZM7 186V187H6ZM74 186V187H73ZM114 186V187H113ZM141 186V187H139ZM147 186V191L144 190L145 187ZM254 186V187H255ZM11 187V188H10ZM72 189H71V188ZM92 187V188H93ZM111 187V189H110ZM113 187V188H112ZM203 187V189H202ZM19 188V189H17ZM114 188L116 190H114ZM142 188V191H138V190H141ZM144 188V189H143ZM153 188V189H151ZM4 189V191H3ZM10 189V190H9ZM15 189V190H14ZM18 192H17V190ZM108 189V190H107ZM132 189V190H131ZM137 189V190H136ZM51 190V191H50ZM57 190V189H56ZM55 190V191H56ZM71 190V191H70ZM99 190V191H98ZM131 190V191H130ZM136 190V191H135ZM8 191V192H7ZM22 191V192H21ZM73 191V192H72ZM130 191V192H129ZM17 192V193H15ZM25 192V194H24ZM26 192L28 195L31 196V198L29 197L28 198V195H26ZM155 192V193H154ZM160 192V193H159ZM201 192V194H200ZM38 192H36L37 194ZM76 193V195H75ZM101 193V194H100ZM145 193V194H144ZM149 193V195H148ZM180 193V194H179ZM177 193L178 195H182L185 199L187 198L188 199V193L186 194H183L182 191L180 190V192ZM4 194V195H3ZM13 194V195H11ZM16 194H18L16 196ZM21 194V195H19ZM23 194V195H22ZM35 196V199H37V201L34 198ZM99 194V195H98ZM154 194V195H153ZM208 194V195H207ZM10 195V196H9ZM15 195V196H14ZM153 195V196H152ZM202 195V196H201ZM4 196V197H3ZM76 196H79L78 199H73L74 197ZM96 196V197H95ZM149 196V197H148ZM152 196V197H151ZM200 196V197H199ZM12 197V198H10ZM26 197H27V200H26ZM117 197V198H116ZM4 198V199H3ZM10 198V199H9ZM53 198H50L49 197V200L50 199H53ZM96 198V199H95ZM137 198H139V200H137ZM9 199V200H8ZM30 199V200H29ZM72 199V200H71ZM134 199V200H133ZM146 199V200H145ZM20 200V201H19ZM25 200V201H24ZM33 200V201H32ZM46 200V201H45ZM81 200L84 201V205H83V201L81 203H79ZM109 200V201H108ZM144 202H143V201ZM159 200V201H158ZM6 201V202H5ZM133 201V202H132ZM140 201V204L138 202ZM147 201V202H146ZM201 201V200H199ZM209 201V202H208ZM24 202V203H23ZM32 204V205H27L26 204ZM46 202V203H45ZM110 202V203H109ZM112 202V203H111ZM139 205H137V203ZM63 203V204H61ZM74 203V204H73ZM90 203H93L92 205ZM114 203V204H113ZM118 203L120 205H118ZM131 203V204H130ZM136 203V204H134ZM146 203V204H145ZM148 203H154L155 207L157 208H153V210L151 211H148L146 210L144 207H147ZM35 204V205H34ZM78 204V205H77ZM80 204V205H79ZM82 204V205H81ZM89 204V205H88ZM117 204V205H116ZM122 204V205H121ZM66 205V207H64ZM161 205V206H160ZM184 204H182L183 206ZM62 206V207H61ZM23 207V208H22ZM61 207V208H60ZM58 208V209H57ZM68 208V209H67ZM159 208V209H158ZM155 209V210H154ZM71 210V212H70ZM11 211V212H10ZM9 212V213H8ZM74 212V213H73ZM79 212V213H78ZM214 211L207 208L205 209V213L206 215L208 216H213L216 218V220L219 219L218 215L214 216L215 215V212L213 213ZM8 213V214H7ZM11 213V214H10ZM10 214V215H9ZM77 214V215H76ZM83 214V215H82ZM7 215V217H6ZM65 217V218H64ZM212 217V218H213ZM6 219V220H5ZM40 219V218H38ZM63 221H62V220ZM67 219V220H66ZM47 220V221H46ZM61 220V221H59ZM77 220V221H76ZM56 221V222H55ZM65 221V222H64ZM69 221V222H68ZM75 221V222H74ZM80 221V222H79ZM5 222V223H4ZM85 222V223H84ZM192 222H195L197 223V225H202V222H201V218H198L197 220H194ZM59 223V224H58ZM68 223V224H67ZM80 223V225H79ZM83 223V224H82ZM63 224V225H62ZM65 224V225H64ZM61 225V226H60ZM76 225V226H74ZM78 225V226H77ZM63 226L65 228H63ZM76 227L75 229L72 227ZM38 228L42 227V226H36ZM21 229V227H18L15 229V231H19ZM41 229V228H40ZM47 229H50V230H47ZM72 231H71V230ZM95 229V230H94ZM119 229V230H118ZM68 230V231H67ZM75 230V231H73ZM116 230V232H115ZM8 231V232H7ZM38 233L41 231V230H37ZM36 231V232H37ZM58 231V232H59ZM56 231L51 229L50 225L45 227V232L44 234H46L47 236H51V237H56L58 234L55 233ZM75 232V233H74ZM115 232V233H114ZM119 232V233H118ZM122 234H121V233ZM118 233V234H117ZM216 235H215V241L216 243H220V242H223L224 240L222 238H220V232L218 231H215ZM7 234V235H6ZM49 234V235H48ZM55 234V235H53ZM57 234V235H56ZM74 234V235H73ZM117 234V235H116ZM121 234V235H120ZM45 235V236H46ZM93 235V234H92ZM123 238H122V237ZM131 237H128L126 239H130ZM182 238V236H180V239ZM182 241V240H181ZM147 243V242H146ZM144 246H147L149 247V245H144ZM162 246L164 247H171V244L169 243H165L163 244ZM191 247L194 246V245H190ZM194 248V247H192ZM228 249V248H227ZM225 251V253H229L230 251L227 250ZM164 252L167 251L168 249L166 248H163L162 249ZM185 250V251H184ZM183 251L186 252V251H191L190 247H186L185 245L183 246ZM182 251H179L178 252H175V253H171V254H174V255H169V257H174V260H180V253ZM167 254V253H166Z\"/></svg>",
	"mask_w": 264,
	"mask_h": 264
}]
</instances>
